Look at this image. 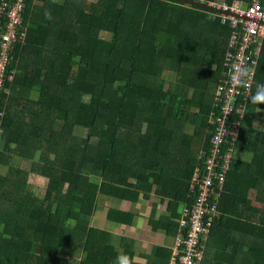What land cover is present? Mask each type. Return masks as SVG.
Returning a JSON list of instances; mask_svg holds the SVG:
<instances>
[{
    "label": "trees",
    "instance_id": "16d2710c",
    "mask_svg": "<svg viewBox=\"0 0 264 264\" xmlns=\"http://www.w3.org/2000/svg\"><path fill=\"white\" fill-rule=\"evenodd\" d=\"M218 1H28L7 73L21 90L7 81L0 94V111L8 102L0 117V264H135L127 238L120 254L108 231L90 225L103 198L132 203L155 191L167 209L148 220L150 229L181 236L183 211L194 206L192 176L211 150L208 120L227 79L225 56L235 50ZM261 85L264 45L251 97ZM251 97L203 264H264V130L250 126L264 103ZM191 123L198 128L187 133ZM70 125L85 138L68 134ZM134 217L127 208L107 211L125 225ZM71 249L82 259L61 252ZM171 255L160 246L154 260Z\"/></svg>",
    "mask_w": 264,
    "mask_h": 264
},
{
    "label": "built area",
    "instance_id": "2783aa9c",
    "mask_svg": "<svg viewBox=\"0 0 264 264\" xmlns=\"http://www.w3.org/2000/svg\"><path fill=\"white\" fill-rule=\"evenodd\" d=\"M29 0H1L0 3V94L7 81L11 66V51L18 41V28ZM36 0H34V3ZM223 24L231 29V45L224 60L227 79L219 86L209 115L211 150L201 155L190 183L195 195L194 206L183 215L186 229L178 236L169 264H203L205 250L216 217L219 200L224 191L228 173L241 136L247 103L254 93L257 64L264 45V0H227L215 3ZM6 28V29H5ZM27 31L22 34V42ZM242 71L246 75H242ZM16 74V72H14ZM239 79L240 83L235 81ZM10 94L9 91H6ZM0 117L4 118L8 104H4ZM4 128L0 124V134ZM1 138V135H0Z\"/></svg>",
    "mask_w": 264,
    "mask_h": 264
},
{
    "label": "crops",
    "instance_id": "0c3cea01",
    "mask_svg": "<svg viewBox=\"0 0 264 264\" xmlns=\"http://www.w3.org/2000/svg\"><path fill=\"white\" fill-rule=\"evenodd\" d=\"M212 104H213V102H212ZM193 112H197V110H194ZM192 125L193 126L189 127V128L185 127V131L187 133H189V131H191V133H193L194 131H192V129L198 128L197 124H192ZM169 170H171V169H169ZM173 172H174V170L172 172H170V174H172ZM168 179H169L168 177L163 178V182L166 183L168 181ZM159 183L161 184V180ZM156 188H157V186L154 187V190H156ZM155 198H159L157 196V194L155 193V191L152 193V196L150 199L146 200L143 197H141L140 200H138L137 202H132V203H129L128 201H119V200H114V199L103 198L104 199L103 200V206L104 207L102 206V208L96 213V215L93 216V217H96V219H97V222L93 226L100 228V229H103V230H106L110 233L111 241H112V243H114L117 250L120 251L119 252L120 254L123 253L122 250H124L123 240L125 238L128 239L129 245L131 247L129 249H131L133 251V255H134L133 262L135 264H150L149 262L154 260L157 249L160 246L170 248L171 253H172V249H173V246L175 244L176 238L173 239L169 235H166V233L164 231L154 232V231H152V229H150L148 224H147V227H144L145 222H143L144 226H143V223H142V225H140L141 224L140 221H142L143 217L137 212L136 208L139 205H142L143 201L148 202L149 200L155 199ZM160 204H161V202H160ZM155 205L157 206L158 204H155ZM109 208H114V209H119V210H123V209L127 208V210L129 212H132L135 216L133 222L130 225H125V224L109 221L107 219V211ZM158 208H159V206L156 207V210H158ZM166 209H167V205H166ZM166 209L164 210L165 213H166ZM161 215H162V213H161ZM150 218H153V216H150L147 219L149 220ZM136 221H138L140 223L136 224L135 223ZM110 224L115 225V230L125 229V232L127 233L128 237L126 235H124V238H121L120 242L113 241V239L115 238L114 235H116V234H115V232H112L111 229H109ZM134 226L137 227L138 229H142V230H140V233L134 229ZM129 231L131 232V235L129 234ZM70 251H69L68 255L64 254V256L68 260H69V257H71V255H72L70 253ZM73 252L76 253V255L78 256V258H76L77 261L82 259L83 256H82V250L81 249L73 250ZM77 261L74 260V261H70V262L75 263ZM169 262H170V259H169ZM169 262H165V264H167V263L169 264ZM151 264H163V263H156L154 260V262Z\"/></svg>",
    "mask_w": 264,
    "mask_h": 264
},
{
    "label": "rangeland",
    "instance_id": "374dc122",
    "mask_svg": "<svg viewBox=\"0 0 264 264\" xmlns=\"http://www.w3.org/2000/svg\"><path fill=\"white\" fill-rule=\"evenodd\" d=\"M34 4H37V2H35ZM167 80H168V84H167V87L170 85L171 82L174 81V77H166ZM14 82H16V79H14ZM16 85V88L17 89H20V85H19V82L15 83ZM21 90V89H20ZM38 92H32L30 93V99L35 102V101H38V98H39V94H37ZM27 100H24L22 101L23 103H25ZM8 104V102H7ZM8 111V110H7ZM7 113V112H6ZM193 125L192 124H188L186 127L189 128V127H192ZM250 126H253V127H256L257 129H262L264 130V114H260L259 112L255 114V117H254V120L252 122V124ZM195 128V127H194ZM192 131H194V129H192ZM68 134L71 133V135L73 134L74 136L78 137L80 140H82L83 138H85L86 134L84 132V129H78L77 127H74V126H69L68 127V131H67ZM53 158V156H52ZM22 164V160L21 158H16L13 165L19 167L20 165ZM1 172L3 173V171L1 170ZM30 181L33 183V184H36L34 183V179L32 177H30ZM38 182L39 181H42L41 178L37 180ZM37 187H40V185H38ZM43 192H45V190L42 188L40 190V194H42ZM107 201V200H106ZM155 204H158L157 206H159L158 210H156V205ZM255 204V203H254ZM259 205V204H257ZM166 209V204H160V199L159 198H155V199H151L149 200L148 202H145L143 201V204L142 205H139L136 210L137 212L143 217L141 224L143 222H145V226H144V223H143V226L144 227H147V224H148V219L150 216H153V218H158L161 213L162 214H165V210ZM90 224L93 226L96 222H97V219L96 217H91L90 218ZM140 222L136 221L135 223L136 224H139ZM142 226V227H143ZM109 229H111L112 232H115L116 235L115 238L113 239V241H116V242H120L121 241V238H124V235H127V233L125 232V229H119V230H115V225H112L110 224L109 225ZM134 229L140 233V230L142 229H138L137 227L134 226ZM115 230V231H114ZM129 234L131 235V232L129 231ZM113 237V236H112ZM63 254H66L68 255L69 254V251L68 250H62L61 251ZM70 253L72 254L71 257H69V260L70 261H77L76 260V257L78 258V256L76 255V253L73 252V250L70 251ZM74 256V257H73Z\"/></svg>",
    "mask_w": 264,
    "mask_h": 264
},
{
    "label": "clouds",
    "instance_id": "9594fccd",
    "mask_svg": "<svg viewBox=\"0 0 264 264\" xmlns=\"http://www.w3.org/2000/svg\"><path fill=\"white\" fill-rule=\"evenodd\" d=\"M246 74V72L242 71V75ZM235 82L240 83V80L237 79ZM251 101L257 104L264 103V85L258 87L256 94L251 97ZM120 264H127V258H121Z\"/></svg>",
    "mask_w": 264,
    "mask_h": 264
},
{
    "label": "bare ground",
    "instance_id": "6f19581e",
    "mask_svg": "<svg viewBox=\"0 0 264 264\" xmlns=\"http://www.w3.org/2000/svg\"><path fill=\"white\" fill-rule=\"evenodd\" d=\"M184 212V211H183ZM187 220V219H186Z\"/></svg>",
    "mask_w": 264,
    "mask_h": 264
}]
</instances>
